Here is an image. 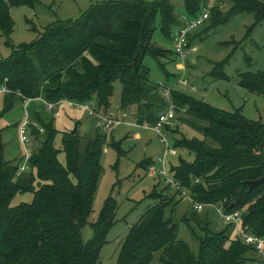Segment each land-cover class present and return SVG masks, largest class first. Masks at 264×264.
I'll list each match as a JSON object with an SVG mask.
<instances>
[{
    "label": "trees",
    "instance_id": "16d2710c",
    "mask_svg": "<svg viewBox=\"0 0 264 264\" xmlns=\"http://www.w3.org/2000/svg\"><path fill=\"white\" fill-rule=\"evenodd\" d=\"M36 1L0 0V35L12 50L10 56L0 59V85L28 98L41 95L53 102L63 98L77 102L94 100L97 112L116 111L113 118L121 124L131 118L128 111L135 101L148 93L160 99L155 93L156 86L148 84L150 73L144 58L175 56L173 50L164 49L152 40L157 28L172 40L174 31L182 25L169 0L96 3L81 18L58 20L32 41L14 46L8 37L13 29L9 7L34 6ZM228 1L231 2L228 10L222 11L217 6L209 13L213 26L226 22L237 12L252 13L256 24L263 22L264 1ZM198 2L184 0V14L198 16ZM158 14L160 21L156 25ZM228 60L229 56L214 64L212 79L227 77L222 68ZM170 75L165 72L167 78L175 80V75ZM115 82L121 87L118 94ZM173 83H168L170 91L168 97L164 96L167 103L162 110L154 114L149 109L150 103L141 101L143 107L132 120L138 126L143 123L152 126L170 104L176 105L174 128L171 122L164 125V130L171 146L186 151L192 158L179 157L178 163L170 168L171 177L179 185L175 195L185 191L193 201L222 204L226 211L239 209L242 231L264 237V182L250 191L244 183L264 176V124L247 119L239 109L232 112L218 109L175 89ZM238 84L264 97V71L240 72ZM157 85L162 89L166 83ZM4 99L0 118L14 102L10 97ZM181 108L186 110L180 112ZM118 112L126 121L117 117ZM34 120L43 132L32 127L31 133L42 138L21 172L19 161L12 163L3 158L0 130V264H97L119 206L110 193L97 220L88 221L102 171L101 149L107 131L101 127L95 128L92 135L81 134L77 129L73 133L62 131L61 147L56 148L54 138L58 131L52 121H44L39 112L34 113ZM179 123L191 125L190 130L200 133L202 138L195 133L189 138L180 135ZM112 142L109 146L119 158L120 142L119 147L115 143L118 141ZM61 152L64 164L58 160ZM152 162L145 157L137 166L147 169ZM169 187L164 185L162 191ZM152 189L149 196H154L153 203L146 205L128 228L115 264H150L153 253L159 250V264H240L245 251L254 252L232 236L231 226L215 231L207 222L201 235L192 229L198 246L194 253L177 238V223L165 216L166 206L174 204L175 195L159 193L156 184ZM25 192L33 193L31 202L11 204L16 194ZM86 225L92 236L83 242L81 231ZM250 260L252 264H264V250L262 261L257 254Z\"/></svg>",
    "mask_w": 264,
    "mask_h": 264
},
{
    "label": "rangeland",
    "instance_id": "374dc122",
    "mask_svg": "<svg viewBox=\"0 0 264 264\" xmlns=\"http://www.w3.org/2000/svg\"><path fill=\"white\" fill-rule=\"evenodd\" d=\"M105 1L109 0H37L34 6H10L9 15L13 21V29L8 36L9 40L14 46L22 42H30L50 24L58 20L79 19L90 6ZM169 2L173 5L177 16L185 15L184 0H169ZM198 6L200 14L202 11L210 13L217 6L222 11L228 10L231 2L228 0H199ZM210 20L211 17L205 19L202 26L192 31V34L187 37L188 41L191 39V43L189 44L190 49L187 51V58L183 60V63L180 62L181 59L177 55L168 56V58L159 57L158 60L150 55H145L144 64L150 73L148 84L156 86L155 93L159 95L160 99L154 94H146L141 100L135 101L133 107L128 111V116L131 118L127 121L123 120L120 112L116 113L119 119L126 121L125 124L114 122L109 131L104 132L105 142L102 145L100 159L102 171L94 193L88 221L97 220L103 203L110 193L117 200L119 206L106 234L105 243L101 247L97 264H115L122 239L128 228L138 220L145 211L146 205L153 203L152 197L154 196H149V192L153 191L152 186L156 184L160 193L163 186L166 185L162 176L154 178L155 176L150 175L152 166L161 167V163H157V159L163 154V144L151 128L137 127L135 121L132 120V116L137 114L136 111H140L143 107L141 101L149 102V109L154 114L164 108V103L167 102L164 96L160 95L164 86L161 85V89L157 83H166V86L169 87L168 83L174 82L172 86L187 95L201 99L227 112L239 109L247 119L260 121L264 124V97L248 92L238 84V73L249 70L264 71V20L262 23L256 24L253 14L249 12L234 13L226 22L217 24V26H213ZM159 21L158 14L156 25L159 24ZM5 39L0 35V59L10 56L12 52L11 48L4 44ZM152 40L158 46L173 50V40L171 44V40L163 35L160 28L156 29ZM227 56H229V60L222 68L227 77L212 79L210 73L214 64ZM248 57L250 58L249 62L246 61ZM166 71L171 74L170 76L175 75V80L172 77L167 78ZM183 79L187 81L186 86L179 83ZM114 86L116 87L115 94H118L121 90L120 84L115 82ZM8 90L10 92L0 93V112L4 105V97H10L14 102L0 118V130L4 145L3 158L12 163L19 161V164L27 165V158L29 159L31 152L37 148L40 138H42H36L30 131V134H27L29 140L25 143L20 141L16 126L26 117L34 120L31 115L32 105L36 107L41 118L44 121H52L54 128L58 131L54 138L56 148L61 147V132L70 131L77 122L76 129L86 135H92L95 128H100L103 125H100L102 121L99 117L83 108L62 104L59 107L60 114L55 116L54 113L52 114L46 109V102L49 101L42 98L41 95L36 98H28L16 91ZM11 93H14L15 97L9 96ZM24 99H28V101H24ZM185 110L184 108L179 109L180 112ZM97 113L100 117H108L111 111L104 113L98 111ZM184 118L191 119L187 116ZM175 123V121L172 122L171 127L174 128ZM190 127L191 125L187 123H179L178 128L181 131L179 134L189 138L195 133L194 135L202 138L200 133L190 130ZM100 129L102 130V127ZM111 142H115L117 147L120 142L119 158L115 149L110 148ZM149 156L155 158L153 165L147 169L137 166L138 162ZM179 157L190 160L192 155L180 149L173 157L167 156L165 164L167 173L171 174L170 168L178 163ZM117 159L118 163H116ZM58 160L64 164L62 152L59 153ZM162 192H165L164 194L168 197L175 195V190L172 187ZM32 198V192L18 193L12 199L11 204L29 203ZM173 202L172 206H166L165 216L171 218L173 223H177V238L184 241L194 253L198 246L192 229L196 234L201 235V230L207 226V222H209V227L215 231H221L226 226L219 219V213L214 207L206 206L202 212L195 213L191 208L189 198L182 194H176ZM216 206L219 207L218 204ZM91 236L92 230L89 225H86L81 231L82 241L87 242ZM232 236L234 237V235ZM160 253V250L153 253L150 264H159ZM254 256L256 253L245 251L244 261L240 264H252L250 259Z\"/></svg>",
    "mask_w": 264,
    "mask_h": 264
},
{
    "label": "built area",
    "instance_id": "2783aa9c",
    "mask_svg": "<svg viewBox=\"0 0 264 264\" xmlns=\"http://www.w3.org/2000/svg\"><path fill=\"white\" fill-rule=\"evenodd\" d=\"M209 16V13L207 11H202L201 14H199L196 17H188L187 15H181L180 16V21L181 24L177 29L174 31L172 40H173V52L175 55L179 57L182 61L187 58V51L190 49L188 45V39L187 35L191 33L192 31L198 29L200 26H202V23L205 19H207ZM179 83L181 85L187 84V81L185 79L180 80ZM169 88L167 86H164L163 90V96L168 97L169 95ZM10 92L5 85H0V93H8ZM24 101H28V99H24ZM62 104H66L67 106H76L85 109L91 114H94L95 116L99 117L100 120L102 121L100 125H102V129L104 131H109L111 126L113 125L114 122L119 123L120 121L118 119L113 118V114H109L108 117H100V115L96 111V102L95 101H86V102H77V101H72V100H66V99H60L58 101H49L46 102V109L49 110L52 114L54 113L55 116H58L60 114L59 112V107ZM176 105L175 104H170L169 107L161 112L158 115V120L153 124L152 126H147L146 123H143L142 126L144 127H149L153 132L157 134L159 137V141L161 144H163L164 151L163 154L159 156L157 159V163H161V167L156 168L155 166L151 168L150 170V175L154 178L162 176L164 178L163 182L166 185H169L172 187L174 190L179 189L178 181H176L173 177H171V174L167 173V170L165 168L166 164V157L170 156L173 157L179 152V148L177 147H172L171 144L169 143V137L168 133L165 132L164 130V125L170 124L172 120L175 117L176 113ZM123 116H125L123 114ZM37 129L39 132H43L42 127L35 121L29 118H24L22 119L18 124H17V131L20 136V141L23 143L27 142L28 135L30 134L31 128ZM27 165H24L23 163L19 165L18 167V172H21L25 170ZM182 195H185L189 198L191 202V208H193L194 211L196 212H202L206 206L214 207L218 213H219V219L221 222H223L226 225L231 226L234 236L239 238L242 243L245 245H248L251 247V249L260 257V261H262V256H263V250H264V237H260L257 235H252L249 233H246L242 231L240 227V214L241 210L237 209L234 211H226L225 208L223 207L222 204H218L219 207L216 206V204L212 203H200L197 201H193L190 198V195L188 192L182 191ZM259 264V262L257 263Z\"/></svg>",
    "mask_w": 264,
    "mask_h": 264
},
{
    "label": "water",
    "instance_id": "95a60500",
    "mask_svg": "<svg viewBox=\"0 0 264 264\" xmlns=\"http://www.w3.org/2000/svg\"><path fill=\"white\" fill-rule=\"evenodd\" d=\"M76 131V126L73 127V129H71V132H75ZM264 182V176L257 178V179H252V180H245L244 183L247 186V190L250 191L252 190L253 187L261 184Z\"/></svg>",
    "mask_w": 264,
    "mask_h": 264
},
{
    "label": "crops",
    "instance_id": "0c3cea01",
    "mask_svg": "<svg viewBox=\"0 0 264 264\" xmlns=\"http://www.w3.org/2000/svg\"><path fill=\"white\" fill-rule=\"evenodd\" d=\"M171 44H172V40H171ZM160 47H161V46H160ZM162 48H163V47H162ZM164 49H165V48H164ZM180 62L183 63L182 60H181ZM32 107H33V108H32V110H31V115H33V117H34V113L37 112V111H36V109H35V108H36L35 106L32 105ZM115 112H116V111H114L113 113L115 114ZM113 113H112V114H113ZM123 124H125V123H123ZM128 124H131V123L128 122ZM131 125H133V124H131ZM74 126H76V123H75ZM135 126H137V127H141V128H147V127H144V126H138V125H135ZM147 126H149V125H147ZM148 128H149V127H148ZM158 156H159V155H158ZM149 157L152 159V161L155 160V158H153V157H151V156H149ZM149 157H148V158H149ZM152 163H153V162H152Z\"/></svg>",
    "mask_w": 264,
    "mask_h": 264
}]
</instances>
